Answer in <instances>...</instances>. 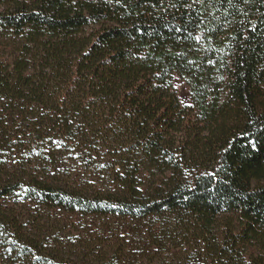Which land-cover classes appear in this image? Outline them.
Listing matches in <instances>:
<instances>
[{
    "label": "trees",
    "instance_id": "16d2710c",
    "mask_svg": "<svg viewBox=\"0 0 264 264\" xmlns=\"http://www.w3.org/2000/svg\"><path fill=\"white\" fill-rule=\"evenodd\" d=\"M189 3L0 0L5 264H264V0Z\"/></svg>",
    "mask_w": 264,
    "mask_h": 264
},
{
    "label": "rangeland",
    "instance_id": "374dc122",
    "mask_svg": "<svg viewBox=\"0 0 264 264\" xmlns=\"http://www.w3.org/2000/svg\"><path fill=\"white\" fill-rule=\"evenodd\" d=\"M177 88L181 99L185 104L190 102V95L187 86L182 82H177ZM61 224L55 228L65 233H73L74 235H85V233H100L105 231L109 234V239L115 249L121 248L124 243L128 249V255L125 258V264H139L138 260L145 257L148 248V238L146 226L144 223L126 221L120 219H110L106 221H93L91 219H80L71 216L60 217ZM2 233V231H0ZM94 237L98 235L94 234ZM89 239L88 241H90ZM99 241L100 240H94ZM0 264H5V256L0 246Z\"/></svg>",
    "mask_w": 264,
    "mask_h": 264
},
{
    "label": "snow or ice",
    "instance_id": "6c2138e0",
    "mask_svg": "<svg viewBox=\"0 0 264 264\" xmlns=\"http://www.w3.org/2000/svg\"><path fill=\"white\" fill-rule=\"evenodd\" d=\"M161 2H163V0H161ZM248 0H245V3H247ZM205 3V0H191V3L189 4H186L184 6H186L187 8H191L193 5H196V4H199V5H203ZM228 3L231 5L232 4V0H228ZM169 7H177V5L175 3H171L169 4ZM167 9H165L166 11ZM202 19L200 21L197 22V27L199 26L200 23H202ZM179 30V29H178ZM249 31H256L255 28H251L249 29ZM194 39L196 40L197 43H200L201 40H200V37H194Z\"/></svg>",
    "mask_w": 264,
    "mask_h": 264
}]
</instances>
